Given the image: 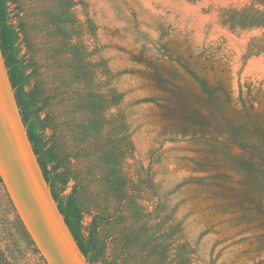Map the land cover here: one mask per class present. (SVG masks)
<instances>
[{"label": "rangeland", "instance_id": "374dc122", "mask_svg": "<svg viewBox=\"0 0 264 264\" xmlns=\"http://www.w3.org/2000/svg\"><path fill=\"white\" fill-rule=\"evenodd\" d=\"M75 1V39L107 69L99 78L122 93L109 112L126 114L134 149L125 166H150L181 223L179 241L193 249L191 264H264V52L250 46L264 26L225 21L264 3ZM0 250L8 264H46L1 179Z\"/></svg>", "mask_w": 264, "mask_h": 264}, {"label": "trees", "instance_id": "16d2710c", "mask_svg": "<svg viewBox=\"0 0 264 264\" xmlns=\"http://www.w3.org/2000/svg\"><path fill=\"white\" fill-rule=\"evenodd\" d=\"M75 4L0 0V50L43 179L83 256L92 245L91 264H191L193 249L179 241L181 223L167 210L150 166H125L134 149L126 114L109 112L122 93L99 78L102 62L75 39ZM228 14L233 27L264 26V9ZM250 46L264 52V38ZM0 264H8L1 250Z\"/></svg>", "mask_w": 264, "mask_h": 264}, {"label": "water", "instance_id": "95a60500", "mask_svg": "<svg viewBox=\"0 0 264 264\" xmlns=\"http://www.w3.org/2000/svg\"><path fill=\"white\" fill-rule=\"evenodd\" d=\"M0 179L46 264H91L80 252L45 182L19 115L0 50Z\"/></svg>", "mask_w": 264, "mask_h": 264}]
</instances>
